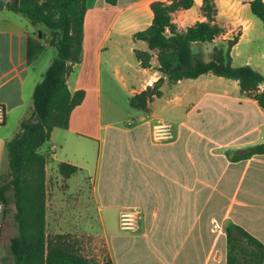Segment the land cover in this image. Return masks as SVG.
<instances>
[{"label":"crops","instance_id":"0c3cea01","mask_svg":"<svg viewBox=\"0 0 264 264\" xmlns=\"http://www.w3.org/2000/svg\"><path fill=\"white\" fill-rule=\"evenodd\" d=\"M150 1L85 0L81 58L65 80L69 90L81 87L84 95L70 110L67 126L52 127L37 148L47 157L46 185L51 161L55 167L60 160L73 163L78 167L73 173L81 171L83 176L70 192L68 181L73 173L62 178L53 170L57 175L53 178L59 181L51 187L50 200L54 209L59 200L57 192L64 197L75 194L84 209L91 191L112 264H225L227 222L241 226L264 243V151L238 156L249 146L264 142V111L255 99L239 91L235 79L205 72L172 82L179 89L165 101L176 116H156L148 106L158 97L154 96L146 111L134 108L138 113L123 122L125 127L117 126V119L108 118L100 104L102 98L112 104V85L107 78L101 84L102 53L106 55V71L118 78L121 87H127L131 76L137 78L135 72L146 76L136 87L129 85L127 100L159 75L155 49L149 50L148 67H141L133 54V48L147 49L145 41L133 38L132 33L149 24ZM200 2L192 0L190 6L171 11L178 29L205 18ZM213 2L215 21L223 30L206 41L207 45L224 49L226 39L237 33L229 48L231 64L249 63L262 72L264 35L248 0ZM16 13L4 5L0 8V173L7 169L4 142L18 129V121L30 114L32 87L53 56H42L49 45L46 39L33 34V26L29 29ZM27 37L42 44L30 59L25 56ZM122 39L128 43L127 55L134 60L120 54ZM89 53L96 58L94 84L82 85L78 79L70 82L74 66L83 63ZM207 74L215 77L214 83L208 82L213 78L208 79ZM155 120L171 125V138H152L151 124ZM107 140L109 148L105 152ZM81 196L83 201L79 200ZM125 208L138 210L134 230L119 227L118 212ZM111 210H116L117 229L106 221ZM53 215L51 232L67 231L58 223L56 212Z\"/></svg>","mask_w":264,"mask_h":264},{"label":"trees","instance_id":"16d2710c","mask_svg":"<svg viewBox=\"0 0 264 264\" xmlns=\"http://www.w3.org/2000/svg\"><path fill=\"white\" fill-rule=\"evenodd\" d=\"M191 3L192 0L149 2L152 12L149 24L132 33L133 38L145 41L147 49L133 48V54L141 67H148L149 50L155 49L159 75L130 94L129 105L146 111L148 101L161 94L160 86L164 80L172 83L183 77L210 72L235 79L239 91L255 99L264 111V76L249 63L231 64L229 48L236 41L237 33L226 39L224 49L212 45L207 59L201 57L199 44L211 41L223 30V26L215 21L213 0L200 2L204 19L195 20L183 29L176 27L171 11L188 7ZM248 5L251 13L259 18L264 35V0H248ZM4 6L44 28L47 31L46 43L55 50L32 87L30 114L18 121V129L4 142L7 169L5 175L0 173V201L2 213L7 204H12L11 216L16 231L8 238L11 264H112L108 255L96 262L81 253L67 233L48 234L45 230L44 166L47 157L37 148L48 138L52 127L67 126L70 110L84 95L81 87L69 90L65 80L72 65L81 58L85 0H5ZM50 29L52 33H48ZM41 47L36 38L27 37L26 58H32ZM192 47L197 50L191 51ZM263 151L264 142H261L249 146L238 156ZM56 167L62 178L78 169L77 165L62 160ZM224 233L225 264H259L264 260V243L241 226L229 221L224 225Z\"/></svg>","mask_w":264,"mask_h":264},{"label":"rangeland","instance_id":"374dc122","mask_svg":"<svg viewBox=\"0 0 264 264\" xmlns=\"http://www.w3.org/2000/svg\"><path fill=\"white\" fill-rule=\"evenodd\" d=\"M17 16L25 23V25L30 29L31 24L30 21H28L25 17L20 15L19 13H16ZM45 39H47V31L43 35ZM93 44L94 41H91ZM127 42L126 40H121V53L122 55H127ZM105 45H109L108 43H105ZM43 51V57L46 56H52L55 53L54 48L51 49V47L45 46ZM201 50V57L203 59H207L208 57V50L210 49V46L207 45V42H203L199 46ZM88 52H91V49L88 50ZM87 52V53H88ZM106 55L104 53L101 54L99 60V67H100V78H101V84H104L107 81L114 86L113 88L111 86V98L112 104H106L104 99H101V110L102 112L110 115L112 119L115 120V124L120 127L124 126V121H127L130 119V116H134L136 113H138V110L131 107L128 103V100L126 98L127 90L129 89V85H132L133 87H136L139 84V80L142 77H146L145 75H141L139 72H135L137 78H134L131 76V80H127V87H121L119 84L118 78L113 77L108 71H106L105 65H104V57ZM126 57L130 58V60L134 57H131V55H127ZM119 56L117 57L118 60ZM114 59V58H112ZM95 55L94 54H87L85 59L83 60V63L76 64L73 68V71L71 73L70 82L75 81L78 79L79 83L94 84L95 81V74H96V64H95ZM233 61L237 63L236 58L234 57ZM239 65V64H237ZM104 68V69H103ZM264 76V69L262 72H260ZM206 76H209L208 82L214 83L216 79L212 75L207 74ZM202 78V77H200ZM207 78V77H206ZM184 82V81H182ZM119 86L121 88H119ZM161 94L158 97H154L150 103H148L151 111H154L156 116H176V113H172V108L166 103V97L169 96L173 90L177 91L179 87L173 85V83H169L166 80H164L160 86ZM181 112V111H180ZM181 114V113H180ZM182 116V115H180ZM105 146V152L108 151V140L103 145ZM53 170L57 173L55 163L53 161L48 163L47 168V203L45 206V216H46V224H45V230L48 234H52L51 230L53 228V220H55V217L53 213L56 212V219L58 220V223L61 224V227L63 229L67 228V231H64L63 233H67L68 237L72 241V243L75 245V247L84 255L88 256L92 260L96 262H100L103 258H105L108 255L107 250V243L100 232V226L98 223V216H97V206L92 201V193L91 191L88 192L86 195V198L89 199V202L87 205L84 204L85 208L82 209L83 206L79 205V202L77 201V196L75 194L65 195L57 192V196H59V200L57 199L55 202L57 204V207L53 209V200H50L53 192L51 191V187L54 183H57L59 180L54 179L53 177L57 175H53ZM5 170H3L2 175H5ZM83 174L81 171H76L73 173L69 179V190L74 191L75 184L80 182V179L82 178ZM84 187V185H83ZM86 187V186H85ZM62 189V186H61ZM86 191V190H85ZM9 193V190L7 191ZM55 193V192H54ZM65 198V199H63ZM85 199L83 196L79 198L80 201H83ZM12 204H7L5 212L2 214L1 218V224H0V264H11V256L8 250V238L13 233H15L16 228L14 225V222L12 220ZM107 222H110L112 226H114L116 229L118 228L117 225V217H116V210H111L109 213V216L106 219ZM241 245L248 247L245 243L241 242Z\"/></svg>","mask_w":264,"mask_h":264},{"label":"built area","instance_id":"2783aa9c","mask_svg":"<svg viewBox=\"0 0 264 264\" xmlns=\"http://www.w3.org/2000/svg\"><path fill=\"white\" fill-rule=\"evenodd\" d=\"M3 119V107L0 105V122ZM151 135L155 140H166L172 137L171 125L163 120H155L151 124ZM3 204L0 201V224L2 218ZM138 210L136 208H125L118 212L119 227L126 230H134L136 228V220Z\"/></svg>","mask_w":264,"mask_h":264},{"label":"water","instance_id":"95a60500","mask_svg":"<svg viewBox=\"0 0 264 264\" xmlns=\"http://www.w3.org/2000/svg\"><path fill=\"white\" fill-rule=\"evenodd\" d=\"M4 3H5V0H0V8L3 7ZM30 23L32 24L33 29L36 30L37 36H43L46 33V30L44 28H41L37 24H35V22L33 20H30ZM48 33H52V30L50 29L48 31ZM196 50H197L196 47L191 48V51H193V52Z\"/></svg>","mask_w":264,"mask_h":264}]
</instances>
